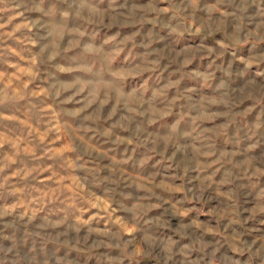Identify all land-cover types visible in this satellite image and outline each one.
<instances>
[{
	"label": "rangeland",
	"instance_id": "rangeland-1",
	"mask_svg": "<svg viewBox=\"0 0 264 264\" xmlns=\"http://www.w3.org/2000/svg\"><path fill=\"white\" fill-rule=\"evenodd\" d=\"M0 264H264V0H0Z\"/></svg>",
	"mask_w": 264,
	"mask_h": 264
}]
</instances>
